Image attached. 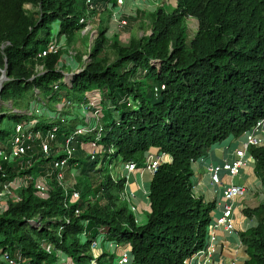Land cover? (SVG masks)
I'll use <instances>...</instances> for the list:
<instances>
[{
    "label": "trees",
    "instance_id": "1",
    "mask_svg": "<svg viewBox=\"0 0 264 264\" xmlns=\"http://www.w3.org/2000/svg\"><path fill=\"white\" fill-rule=\"evenodd\" d=\"M90 5L0 0V77L3 70L7 75L1 100L12 102L11 112L0 109V148L10 149L18 124L34 123L33 130L44 135L56 128L58 143L72 136L71 143L78 142L70 167L81 183L78 200H66L55 178L47 199L30 184L5 207L0 200V254L20 255L24 264H90L91 246L103 236V243L129 248L133 264H185L205 247L216 207L195 194L193 163L264 118V0H178L172 9L159 6L149 14L151 34L132 38L129 45L121 44L119 34L111 38L113 60L107 53L108 25H99L91 62L77 74L71 68L66 73L62 51L40 54L55 39L74 40L89 12L108 10L107 0ZM189 16L200 23L193 36ZM64 99L79 106L93 102L98 129L78 140L80 115L48 119L24 112L33 102L57 108ZM98 134L103 151L93 158L82 144ZM26 145L24 156L0 160V191L6 182L46 175L66 156L53 142L45 159L37 137ZM157 151L169 159L151 181L148 221L138 224L123 198L127 179L114 168L135 162L143 169L147 153ZM249 151L264 184V144ZM245 214L260 220L241 235L248 254L244 264H264V204ZM115 257L103 249L97 263L112 264Z\"/></svg>",
    "mask_w": 264,
    "mask_h": 264
},
{
    "label": "built area",
    "instance_id": "2",
    "mask_svg": "<svg viewBox=\"0 0 264 264\" xmlns=\"http://www.w3.org/2000/svg\"><path fill=\"white\" fill-rule=\"evenodd\" d=\"M154 3L156 6H164V2L167 0H148ZM178 1V0H175ZM127 0H107V9H111L113 11L111 17L112 19H116L117 23L120 27H126L129 24L127 18H122L119 16L118 11L115 8H119L120 10L125 8ZM168 2V1H167ZM92 0H87V4H89L90 8H93V5H90ZM166 3V2H165ZM98 19L97 16L94 17ZM93 18V19H94ZM92 19V20H93ZM94 19V20H95ZM84 20V19H83ZM92 20H87L84 30L82 31L83 34H91L92 39H95L98 36V31L95 25L93 24ZM100 20V19H99ZM60 49V44L57 39L51 42L47 48L42 51L40 54L41 57L47 56L52 53H57ZM87 56H85V59ZM62 64V63H61ZM39 70L43 69V66L38 67ZM66 106H71L74 111H77V107L79 108V115L84 120V124L79 125L76 128L75 134L76 135H84L87 133H93L99 127V111L95 110L93 102L81 103L80 106L77 103H71V101L64 99L59 106V109H63ZM34 108L29 107V109L25 110L24 112L28 114H34ZM90 111L94 116H96L95 124H91L87 118V112ZM55 119H66V116L62 114V111H58L55 114ZM34 123L29 124H18L16 127V134L14 136L13 144L10 149L6 147L0 148V160L13 162L14 160L24 156L27 153L29 145H26V142L31 140L33 137H37L40 139V145L43 148V152L46 155L50 154L51 151V143L57 142V134L56 128L54 130H49L46 135L42 134L40 131L33 130ZM246 138L242 141L241 147L236 152V158L232 161L226 160L222 163L211 164L208 166V172L210 174L211 182L214 185L223 186L222 189V198L224 199L225 203L222 207V211L216 217H213V220L209 226V235L206 241L205 247L196 255H207L210 256L214 251L213 242L216 239L214 230L217 228H223L227 232H234L235 231V201L241 197L244 193L247 192V187L234 184V183H226L224 180V176L235 177L241 173V170L247 164L246 154L249 151L251 146H259L264 144V118L257 122V124L245 134ZM74 138H68L64 153L66 154L65 157L61 159H57L54 161L53 170L49 171L46 175L35 177V176H28L24 178L25 184H33L36 193L39 197L43 199H47L50 195L51 185L50 180L55 178L59 185L65 191L66 200H78L80 198V192L76 189L70 191L69 188L66 186V175L68 170H72L70 167V158L74 154V147L71 146V140ZM99 134L95 141L91 142V148L93 150L90 151V154L93 158L95 155L101 153L103 151V146L98 143ZM167 156L162 152H148L145 158V170H149L152 173L158 169V167L166 162ZM137 170V164L135 162H126L121 164L120 170L118 173L121 176H125V172H133ZM17 181V180H16ZM23 183V184H24ZM20 183V185H23ZM12 183H4L3 188L0 191V200H3L7 197L10 192V187ZM123 198L129 201L128 196L123 193ZM131 209L133 212L136 211V206L131 205ZM215 210V209H214ZM79 214V211H76ZM104 237L98 236L92 246V253L93 258L90 264H98V258L101 254L99 249L103 246ZM112 246V244H111ZM44 248L48 252H52L54 247L51 243L44 244ZM121 249L114 258L112 264H133L134 256L129 248H120L117 245V250ZM194 257V256H193ZM193 259L190 261L187 260L185 264H192ZM0 264H24V261L21 260L20 255L12 256L8 253L0 254Z\"/></svg>",
    "mask_w": 264,
    "mask_h": 264
},
{
    "label": "crops",
    "instance_id": "3",
    "mask_svg": "<svg viewBox=\"0 0 264 264\" xmlns=\"http://www.w3.org/2000/svg\"><path fill=\"white\" fill-rule=\"evenodd\" d=\"M147 3L154 5L152 2L146 0ZM169 3V1H168ZM134 12H132V10ZM153 12L155 6L147 8ZM118 11L119 16L122 18H131L132 14L137 17L140 12L132 0H127L125 8ZM108 15H112L111 9L106 10ZM132 13V14H131ZM112 18V17H111ZM246 138L245 135L241 137L230 136L226 140L214 144L209 150L208 154L193 163L195 175L193 177L194 192L197 196H202L207 202H216L213 217H216L222 211L224 206V199L222 198L223 186L214 185L211 182L208 166L211 164L222 163L226 160L232 161L236 158V152L241 147L242 141ZM167 159H169L167 157ZM247 164L241 170V173L235 177L224 176L226 183H234L247 187V192L244 193L235 201V231L227 232L223 228L214 230L216 239L213 242L214 251L210 256L195 255L192 264H244L248 259L247 247L242 241V233L258 225L260 216L245 214V209H255L264 204V184L255 173V160L250 151L246 154ZM120 170V169H119ZM118 170V171H119ZM127 185L125 194L128 196L131 205L136 206L134 215L138 224H145L148 221L150 212V186L154 173L149 170L139 169L133 172H125ZM126 202V203H127ZM103 246L99 249L102 252ZM110 251L112 246H110ZM121 249H116L115 254L118 255ZM112 253V252H111Z\"/></svg>",
    "mask_w": 264,
    "mask_h": 264
},
{
    "label": "rangeland",
    "instance_id": "4",
    "mask_svg": "<svg viewBox=\"0 0 264 264\" xmlns=\"http://www.w3.org/2000/svg\"><path fill=\"white\" fill-rule=\"evenodd\" d=\"M135 4V7L138 10H143L145 11L144 13L140 12L139 15L137 17L134 16V10H132V12H134L132 14L131 18H127L129 21V24L126 27H120L117 23L116 19H112L109 15L107 11H102V8H99L97 10V14L96 16L98 17V19H95V16H92V12H89L90 16L87 19L84 20H92L93 24L95 25L96 28H98V26H102L107 24L108 25V31L106 33V35L110 38V40H108L107 42V53L108 56L110 57V60H113L115 58V53L113 51V47H111V45H113L112 39L116 34H119V39L121 44L123 45H129V43L131 42L132 38H140L143 37L145 35H149L152 32V25L150 22V17L149 14L151 13L147 8H149L150 6H155V9L159 6H156L154 3V5L152 4H148L146 0H132ZM169 1V3L167 2ZM164 2V6L167 9H172L174 6H176L177 1L175 0H167ZM26 8L31 9L32 6L31 5H27ZM101 19V20H99ZM187 25L190 29V36H193L195 32H197V30L199 29V20L198 18L194 17V16H189L186 20ZM96 40L92 39L91 34L87 33V34H83L82 32L78 35L75 36L74 40H72L71 42L69 40H67V37H63L61 40H59V44H60V51H62V58H61V65H63V69L65 70V72L67 73L68 68H71L72 70L69 71L70 73H79L81 72V69L85 68L90 62H91V56H90V49L91 46L93 44V42ZM85 56H87V58L85 59ZM83 63L85 65H83ZM5 77H6V72H5ZM4 83V81H3ZM61 103V102H60ZM60 103L58 104L57 108H51L50 105L49 107L44 106L43 104H41L40 102H33L31 104L30 107H33L34 109V114H31L33 116H41L44 118H50L53 119V117H55V114H57L58 111H62V114L65 116L69 113L70 116L68 118L72 119V116L74 115H79L78 113H80L79 108H77V112L73 110V108L71 106H66L63 109H59ZM7 105V106H6ZM51 108V109H49ZM0 109L4 110L6 113H9L12 111V102L11 101H7V102H3L1 100V96H0ZM16 110V109H14ZM111 110L108 108L107 105H105V112L109 113ZM79 117V116H78ZM87 118L89 120V122L91 124H95L96 122V116H94L90 111L87 112ZM84 136H79L78 140H82ZM78 143L76 141L71 143L72 147H75V144ZM55 147H57V152H63L65 149V142H61L58 143L56 142ZM82 147L84 149V151L86 153L90 154V151L93 150L91 148V145L89 143H83ZM63 148V149H61ZM59 150V151H58ZM102 153V152H101ZM48 156L45 155V159ZM117 166V167H116ZM121 163H117L115 165L114 168V172L117 173L118 170L120 169ZM76 168V167H75ZM50 182V181H49ZM20 183H24L23 179H18L15 182H12V186L10 187V192L7 195L6 198H4L3 200H1V202H3V207H5L6 203L9 200H17V197L20 194V191L22 190V188L24 187H28L30 186V184H23L20 185ZM81 183H80V174L78 175V171L75 170H68L67 171V175H66V186L69 188L70 191L76 189L78 191L81 192ZM196 194V193H195ZM87 238V237H86ZM103 248L105 250H107V252H112L115 253L116 249H117V244L116 242H114L112 244V250L110 251V246L111 243L109 241H106L105 243H103Z\"/></svg>",
    "mask_w": 264,
    "mask_h": 264
},
{
    "label": "water",
    "instance_id": "5",
    "mask_svg": "<svg viewBox=\"0 0 264 264\" xmlns=\"http://www.w3.org/2000/svg\"><path fill=\"white\" fill-rule=\"evenodd\" d=\"M5 78H6L5 77V71L3 70V73H2V75L0 77V96H1L2 89H3V81H4Z\"/></svg>",
    "mask_w": 264,
    "mask_h": 264
},
{
    "label": "bare ground",
    "instance_id": "6",
    "mask_svg": "<svg viewBox=\"0 0 264 264\" xmlns=\"http://www.w3.org/2000/svg\"><path fill=\"white\" fill-rule=\"evenodd\" d=\"M7 76V75H6Z\"/></svg>",
    "mask_w": 264,
    "mask_h": 264
}]
</instances>
